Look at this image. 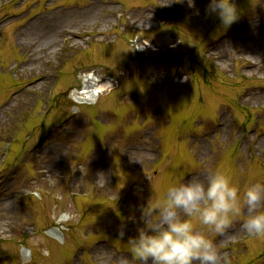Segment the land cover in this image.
<instances>
[{
	"label": "rangeland",
	"instance_id": "374dc122",
	"mask_svg": "<svg viewBox=\"0 0 264 264\" xmlns=\"http://www.w3.org/2000/svg\"><path fill=\"white\" fill-rule=\"evenodd\" d=\"M208 3L0 0V264H134L124 243L170 184L217 167L237 185L264 182V103L244 102L264 69L247 77L246 60L223 69L208 55L229 35L264 36V0H235L226 30ZM45 37L55 53L23 75ZM88 73L112 87L78 104ZM223 118L227 141L214 133ZM240 225L209 234L220 264H264V236H230Z\"/></svg>",
	"mask_w": 264,
	"mask_h": 264
},
{
	"label": "clouds",
	"instance_id": "9594fccd",
	"mask_svg": "<svg viewBox=\"0 0 264 264\" xmlns=\"http://www.w3.org/2000/svg\"><path fill=\"white\" fill-rule=\"evenodd\" d=\"M189 5L194 7V0ZM206 13L217 16L225 30L240 18L235 0H209ZM141 217L144 226L124 243L134 264H220L221 253L210 233L222 235L239 220L249 235L264 236V182L237 185L217 167L170 184L162 198L149 200ZM125 228L122 223L121 240Z\"/></svg>",
	"mask_w": 264,
	"mask_h": 264
},
{
	"label": "bare ground",
	"instance_id": "6f19581e",
	"mask_svg": "<svg viewBox=\"0 0 264 264\" xmlns=\"http://www.w3.org/2000/svg\"><path fill=\"white\" fill-rule=\"evenodd\" d=\"M200 10V9H199ZM151 20V19H150ZM45 21V18H44ZM55 23V15H50L49 17V23L52 24ZM47 23V25H49ZM143 23L145 21H142L139 26H143ZM259 29H256L254 33L244 36V37H237L235 35H229L228 37L224 38L222 41H220L217 45L212 48V50L209 51L208 55L210 57H214L216 60H218V64L221 66V68H227L228 67V61L229 60H246L247 64L244 68L245 73L247 76L252 77L254 74H257L259 71L264 69V63L261 61L264 60V36L263 34L261 37H259ZM262 41L263 43H261ZM57 42L56 39L52 37H45L43 40L29 53L30 59L27 63V66L20 69L23 75L30 74L31 71L34 70L35 66L38 65L40 61L43 60V57L46 53H55L56 51V45ZM263 44V49L257 53L256 56H253L249 54L252 47L256 44ZM19 44L27 48V41L25 38L20 37L19 38ZM231 49V50H230ZM45 52V54H44ZM248 52V55L246 53ZM48 78H45L44 82L41 83V86L46 84L48 82ZM111 83L109 81L100 83V80L98 78H95V76L89 77L87 80L84 81V85L80 90L75 91V101L80 104H87V105H93L97 103L98 98L104 94L106 91H108L111 88ZM244 102L246 104H263L264 103V89H253L249 91L245 97ZM264 108V106H263ZM230 126V122L227 120V118H223L221 121V124L218 126V131L214 133H220L221 140L227 141L229 139L228 135V128ZM210 137V136H209ZM241 140H243L244 143H248L253 140V137L250 136H242ZM260 141L264 142L263 139ZM201 143V149L204 148L202 145L204 143L203 140H200ZM102 170H105L104 168ZM242 226L240 225L238 228H236L234 231H232L231 235H238L241 232H244ZM51 233L53 235L58 236V233L56 230H53ZM103 251L102 249H95L94 253L97 254L99 252ZM106 251V250H105Z\"/></svg>",
	"mask_w": 264,
	"mask_h": 264
}]
</instances>
